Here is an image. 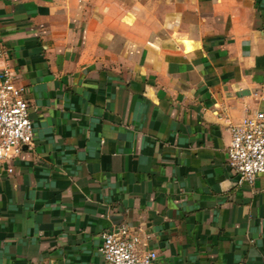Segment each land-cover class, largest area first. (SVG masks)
<instances>
[{"label": "crops", "instance_id": "obj_1", "mask_svg": "<svg viewBox=\"0 0 264 264\" xmlns=\"http://www.w3.org/2000/svg\"><path fill=\"white\" fill-rule=\"evenodd\" d=\"M1 51L34 147L0 163V264H103L117 226L161 264H264V173L226 153L264 110V0H0Z\"/></svg>", "mask_w": 264, "mask_h": 264}, {"label": "built area", "instance_id": "obj_2", "mask_svg": "<svg viewBox=\"0 0 264 264\" xmlns=\"http://www.w3.org/2000/svg\"><path fill=\"white\" fill-rule=\"evenodd\" d=\"M4 53L1 51L0 55ZM25 88L16 82L15 72L0 69V163L9 164L23 149L32 150L34 133ZM227 164L237 176V183L252 184L264 173V110L242 118L230 127ZM12 172V167H8ZM103 264H161L156 250L147 248L139 234L125 226L101 233Z\"/></svg>", "mask_w": 264, "mask_h": 264}]
</instances>
